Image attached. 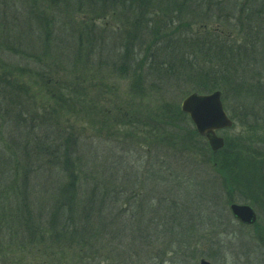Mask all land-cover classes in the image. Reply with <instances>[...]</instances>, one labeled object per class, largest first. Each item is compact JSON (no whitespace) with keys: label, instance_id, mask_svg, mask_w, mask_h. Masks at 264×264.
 I'll use <instances>...</instances> for the list:
<instances>
[{"label":"trees","instance_id":"16d2710c","mask_svg":"<svg viewBox=\"0 0 264 264\" xmlns=\"http://www.w3.org/2000/svg\"><path fill=\"white\" fill-rule=\"evenodd\" d=\"M108 13L124 16L112 65L90 61L105 42L88 29ZM58 25L70 55L58 52ZM104 68L129 81L124 101L103 80L87 87ZM100 91L115 114L92 99ZM217 91L233 125L214 153L180 100ZM62 114L123 132L145 165L122 156L87 168ZM237 202L257 210L252 226L231 216ZM235 227L248 231L240 251L264 252V0H0V264L34 245L76 249L89 264L107 246L105 264H216L226 258L216 239Z\"/></svg>","mask_w":264,"mask_h":264},{"label":"rangeland","instance_id":"374dc122","mask_svg":"<svg viewBox=\"0 0 264 264\" xmlns=\"http://www.w3.org/2000/svg\"><path fill=\"white\" fill-rule=\"evenodd\" d=\"M107 15H108V18L105 21L106 24L105 22L103 23L99 22L98 23V25L100 26L99 28L95 30L88 29L90 33V37H89L90 40H92L93 42L95 40L96 42L97 40L101 39V37L103 36V39L105 42L102 48V53L100 52L101 54L100 55L96 54V56H93L90 54V61L97 62L99 59L98 57H100L104 62H108L110 63V65H112L118 62V58L120 54L118 51L119 50V42H118L119 30L118 28H115V27L118 25V22H121V24H123L124 16L118 15V14H113L112 16L111 13H108ZM81 26L82 25H79L80 28ZM57 27H58V30L56 29L55 36H57V39L60 40L59 41L60 43H58V52L62 55H70L72 52L70 49H68V47L73 46V44L70 43L69 38L67 37V32L65 34L64 27L62 25H58ZM105 28L107 29L104 30ZM16 30L25 31V29L22 27L21 24H20L19 29L16 28ZM106 47H108V50H106ZM104 72L102 70H99L98 72H96V76H94L93 78H90V77L88 78L89 81H87V87H89V90H92L94 92L95 89H93V86L95 84L98 85L99 82L103 80V83L105 85H109L111 88L114 89V92L117 94L118 99H120V96H121L123 98L121 100L124 101L125 99L124 96H126V92L128 91L129 84H130L129 81H127L126 79H121L118 76V74H111L110 71L106 70L105 68H104ZM19 80L22 83H24L25 86L29 89V92H31L34 95L38 104L43 105V103L50 102V98L42 90L44 85L38 82L37 79L27 78L26 76H22L19 78ZM97 90H102V89H97ZM101 93L102 94H100V97L98 98H97V95L95 94L92 95V99L95 101V103H97V105L99 106L98 108H101L105 112H111L112 115L115 114V108H114V105L112 104L113 100H111L113 99V97H108L104 95L103 92ZM76 117L78 116L62 114V116L59 117V121L61 124L64 123L65 125L70 126V128H72L71 131H73L74 135L81 136V139L79 141V148L81 150V153L83 154L84 162L87 165V168L89 169L92 167L97 168L98 165L103 164V161H105V163H107L108 166L109 165L112 166L113 165L112 163L118 161V159L121 158L122 156L125 157V160L127 161L128 164L132 163V165L135 164L138 166L145 165V162H144L145 158H143V156L140 157V155L142 154L140 153V149L131 151L130 149L127 148V144L125 143H128V142L124 140V136H126V134H123V132H121L120 136H116L117 134L115 132L116 130L115 131L113 130L114 132H112L110 129L99 131L97 129L98 127L97 125H91L92 119H90L89 117H84V119L82 118L81 120ZM237 123L238 122H236V125ZM218 136L222 137L221 132L218 133ZM207 174H210V173H207ZM45 181H44V177H41L39 180L40 183H43ZM236 204H240V202H237ZM253 210L255 211L256 216H257L258 214L257 210L254 208ZM236 229L237 228L235 227L234 231H227L228 234L222 235L220 239H216V241L219 242L222 246L225 245V249L223 252H225L224 256L226 257L223 259L224 261L222 259H219L216 264H264V252H257L255 249L250 248V246H249V250H247V253L240 251L238 249L239 247L238 240L243 238V236L245 237L248 231L241 228L239 229L240 231L239 232ZM59 247H63V246H59ZM59 247L57 245H53L48 250V249H45L44 246H42L41 247L42 252H41L37 249L36 245H34L32 249L35 251H32L28 254L26 252H22V253H17L15 251L12 253L9 252L8 254L9 264L11 260L12 262L16 261V264H48V263H51V264H89V263H85V261H80L79 257L77 256L76 249L69 250L70 248H68V250H65L64 252ZM44 249L46 251H44ZM112 250H113L112 246L111 247L107 246L105 250L104 248L102 249L101 256H103V259H101L100 257V260H102L100 261V264L101 263L105 264V261L103 260L106 257L104 256L108 257V262L114 261L113 254L111 253ZM136 252L140 254L138 250ZM114 253H115V249H114ZM158 253L159 252L157 253L153 252V254L155 255ZM202 259L208 262L209 264H213L212 260L205 259V258H197V264H199L200 260ZM141 262L143 264V261Z\"/></svg>","mask_w":264,"mask_h":264},{"label":"water","instance_id":"95a60500","mask_svg":"<svg viewBox=\"0 0 264 264\" xmlns=\"http://www.w3.org/2000/svg\"><path fill=\"white\" fill-rule=\"evenodd\" d=\"M180 110L189 116L198 135L205 138L212 152L223 148L224 140L217 136V132L231 128L232 123L223 110L220 92L208 95L192 93L181 102ZM229 210L243 225L251 226L256 222L255 211L249 205L232 203ZM199 264L209 263L202 259Z\"/></svg>","mask_w":264,"mask_h":264}]
</instances>
